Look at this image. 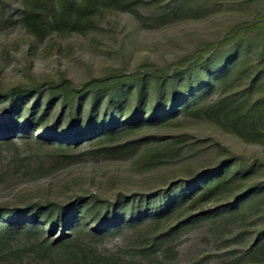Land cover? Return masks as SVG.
Masks as SVG:
<instances>
[{
	"label": "trees",
	"instance_id": "obj_1",
	"mask_svg": "<svg viewBox=\"0 0 264 264\" xmlns=\"http://www.w3.org/2000/svg\"><path fill=\"white\" fill-rule=\"evenodd\" d=\"M152 3L175 17L202 9L191 0H21L19 23L44 43L51 35L97 32L107 13L136 14ZM184 119L212 123L264 149V18L232 26L222 40L166 66L148 62L79 87L64 79L0 90V145H35L56 163L69 162L90 145L98 156L136 157L145 172L177 164L201 142L186 133L153 132ZM219 152L206 165L187 162L160 187L141 194L1 205L0 264H52L56 253L75 252L82 254L79 264H130L82 243L149 230L155 234L151 244L135 248L148 258L190 227L229 220L240 223L243 233L253 228L258 234L240 261L264 264V160L225 146Z\"/></svg>",
	"mask_w": 264,
	"mask_h": 264
},
{
	"label": "rangeland",
	"instance_id": "obj_2",
	"mask_svg": "<svg viewBox=\"0 0 264 264\" xmlns=\"http://www.w3.org/2000/svg\"><path fill=\"white\" fill-rule=\"evenodd\" d=\"M191 1L197 8L202 6L198 13L165 15L163 5L152 3L139 7L136 14L107 13L97 32L51 35L40 43L19 23L21 0H0V90L64 79L79 87L115 70L133 72L148 62L166 66L222 40L232 26L264 18V0ZM153 133H186L193 136V142L201 144L188 160L149 172L138 169L136 157L98 156L92 151L97 147L90 145L77 149L67 163H56L47 156V149L35 145L20 141L0 145V206L62 204L76 196L93 195L113 200L117 196L141 194L160 187L169 175L180 173L187 162L206 165L217 160L223 146L247 158L259 155L264 160L263 148L245 143L206 121L184 119L176 126ZM140 151H145L144 147ZM228 222L190 227L174 239L171 247L151 251L148 258L138 256L135 248L151 244L155 234L149 230L124 232L82 244L104 257L130 264H247L240 258L258 234L253 228L243 233L240 223ZM168 227L167 224L164 231ZM80 257L79 252L67 256L56 253L52 264H79Z\"/></svg>",
	"mask_w": 264,
	"mask_h": 264
}]
</instances>
